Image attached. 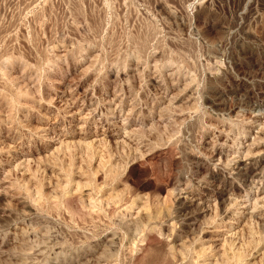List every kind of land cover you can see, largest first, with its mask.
Masks as SVG:
<instances>
[{"label":"rangeland","instance_id":"rangeland-1","mask_svg":"<svg viewBox=\"0 0 264 264\" xmlns=\"http://www.w3.org/2000/svg\"><path fill=\"white\" fill-rule=\"evenodd\" d=\"M0 264H264V0H0Z\"/></svg>","mask_w":264,"mask_h":264},{"label":"bare ground","instance_id":"bare-ground-1","mask_svg":"<svg viewBox=\"0 0 264 264\" xmlns=\"http://www.w3.org/2000/svg\"><path fill=\"white\" fill-rule=\"evenodd\" d=\"M237 163H239V162H237ZM244 163H246V162H244ZM250 164V163H249ZM259 168V167H258ZM246 169V168H245ZM260 169V168H259ZM262 169V168H261ZM260 169V170H261ZM244 170V169H243ZM248 170V169H247ZM245 171V170H244ZM236 172V171H235ZM260 172V171H259ZM233 173H234V171H233ZM256 173V172H255ZM253 175V174H252ZM254 176V175H253ZM252 177V176H251ZM258 177H256V179H257ZM253 179V178H252ZM260 179V178H259ZM242 180V179H241ZM250 181V180H249ZM253 185V184H252ZM255 186V185H254ZM254 188V187H253ZM241 204V203H240ZM247 208V207H246ZM243 211V210H242ZM247 211V210H246ZM228 227V226H227ZM223 229V228H222ZM224 229H226V228H224ZM217 230V229H216ZM217 232V231H216ZM220 232V231H219ZM229 233V232H228ZM216 235V234H215ZM220 235V234H219ZM223 235V234H222ZM228 235V234H227ZM223 236H225V235H223ZM225 237H227V236H225ZM216 238V237H215ZM224 238V237H223ZM222 239V238H221ZM220 242V241H219ZM218 242V243H219ZM221 244V243H220ZM222 252V251H221ZM205 263V262H204Z\"/></svg>","mask_w":264,"mask_h":264}]
</instances>
